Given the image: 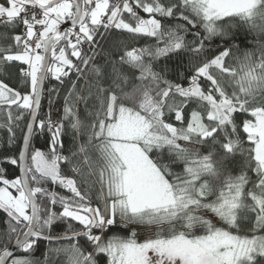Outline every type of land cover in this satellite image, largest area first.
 Wrapping results in <instances>:
<instances>
[{
  "label": "snow or ice",
  "instance_id": "1",
  "mask_svg": "<svg viewBox=\"0 0 264 264\" xmlns=\"http://www.w3.org/2000/svg\"><path fill=\"white\" fill-rule=\"evenodd\" d=\"M237 27L264 36V0H0V264H264V41Z\"/></svg>",
  "mask_w": 264,
  "mask_h": 264
},
{
  "label": "trees",
  "instance_id": "2",
  "mask_svg": "<svg viewBox=\"0 0 264 264\" xmlns=\"http://www.w3.org/2000/svg\"><path fill=\"white\" fill-rule=\"evenodd\" d=\"M3 31H5V29L0 28V32H3ZM232 31H234L236 33V35L233 37L232 40L229 41V43L230 44L234 43V44L239 45V49L233 48V52L238 54V55L242 54V52L244 50H246V49H253L255 47V43L254 42L257 39L264 41V36H259L258 37L257 34H255L253 32H250L246 28H243V27H237L235 29H232ZM250 42H252V43H250ZM0 43H2V42H0ZM215 43L223 44V40H220L219 38H216ZM215 43L212 45L213 47H215ZM98 51H99V49H98ZM0 78L7 79V82H9V84L11 86L16 87L18 89L23 87V84H22L20 78L18 77V75L16 74L14 69L12 70V72L10 74V77H0ZM55 84H57V82L55 80H52V79H48V80L45 81V84H44L45 91L42 94L41 110H40V115H41L42 118L49 111V102H48L49 101V97H48L47 89L52 87ZM63 94L64 93L62 92V95ZM62 103H63V101H62V99H60V100L57 101L56 104L52 105V118L54 120H58L60 115L62 114V112H58L57 111V109L60 108ZM21 128H23V123L21 124ZM22 133H23V131L18 129L16 131L15 144L9 145L8 144V135H9L8 132L6 130H0V153L4 152L5 150H8V149H13V150L18 149ZM71 135H72L71 132H69V134L64 137L65 148H68V147L71 146V139H70ZM32 142H33V144L36 147H40L43 150L47 151V148L45 146V139L44 138H41L40 136H35L33 138ZM242 163H243L242 160L237 162V164L235 165V170H234L233 174H238V172L240 170V165ZM233 167L234 166L230 163L229 164V168L231 169ZM7 168H8V173H9L10 176L18 175V168L16 166L8 165ZM112 231L113 232H117L118 231V233L120 235H123V236H127V235L130 234L129 231H127V230L113 229ZM65 243H67V242L65 241ZM47 246H48L47 242H45L41 246V249L38 250L35 253L37 258H39L41 260L43 259L42 251ZM62 259H63L62 257H60V258L50 257L48 264H60ZM100 264H104V258L103 257H100Z\"/></svg>",
  "mask_w": 264,
  "mask_h": 264
},
{
  "label": "rangeland",
  "instance_id": "3",
  "mask_svg": "<svg viewBox=\"0 0 264 264\" xmlns=\"http://www.w3.org/2000/svg\"><path fill=\"white\" fill-rule=\"evenodd\" d=\"M135 231L137 233L138 241L141 242L150 234V230L144 227H137Z\"/></svg>",
  "mask_w": 264,
  "mask_h": 264
},
{
  "label": "water",
  "instance_id": "4",
  "mask_svg": "<svg viewBox=\"0 0 264 264\" xmlns=\"http://www.w3.org/2000/svg\"><path fill=\"white\" fill-rule=\"evenodd\" d=\"M41 98H42V95H41ZM22 137H23V133H22V136H21V140H20L19 148L22 147ZM18 174H19V173H18Z\"/></svg>",
  "mask_w": 264,
  "mask_h": 264
}]
</instances>
